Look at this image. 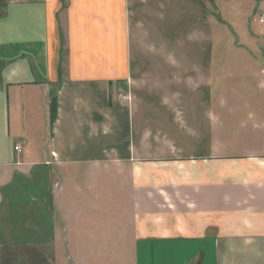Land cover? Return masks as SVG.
Returning a JSON list of instances; mask_svg holds the SVG:
<instances>
[{
    "label": "crops",
    "instance_id": "0c3cea01",
    "mask_svg": "<svg viewBox=\"0 0 264 264\" xmlns=\"http://www.w3.org/2000/svg\"><path fill=\"white\" fill-rule=\"evenodd\" d=\"M169 1L0 0V264H264V103L234 142L134 121L131 16Z\"/></svg>",
    "mask_w": 264,
    "mask_h": 264
},
{
    "label": "rangeland",
    "instance_id": "374dc122",
    "mask_svg": "<svg viewBox=\"0 0 264 264\" xmlns=\"http://www.w3.org/2000/svg\"><path fill=\"white\" fill-rule=\"evenodd\" d=\"M155 8L137 7L131 16L132 77L139 88L132 91L135 123L159 119L165 106L173 104L171 120L184 126L179 142L194 140L192 122L206 128L207 134L216 130L217 137L234 142L238 134L230 135L227 120L219 118L224 112L227 117L237 113L239 119L253 116L264 103L263 80L245 70L248 64L264 69V62L245 61L264 57V29L255 22L264 14V0H170L168 11L158 15ZM152 18L157 21L151 26ZM201 81L204 85L196 89ZM143 87L147 93H142ZM125 260L133 264L130 253Z\"/></svg>",
    "mask_w": 264,
    "mask_h": 264
},
{
    "label": "built area",
    "instance_id": "2783aa9c",
    "mask_svg": "<svg viewBox=\"0 0 264 264\" xmlns=\"http://www.w3.org/2000/svg\"><path fill=\"white\" fill-rule=\"evenodd\" d=\"M255 22H257V24L264 29V14L263 13L258 14L255 18ZM117 98L125 103H128L130 99L129 95H123L122 93H119L117 95ZM14 151L20 152V148L18 146L14 147Z\"/></svg>",
    "mask_w": 264,
    "mask_h": 264
}]
</instances>
